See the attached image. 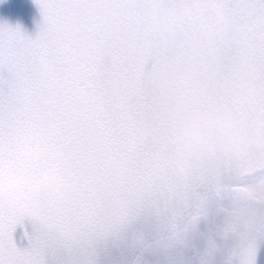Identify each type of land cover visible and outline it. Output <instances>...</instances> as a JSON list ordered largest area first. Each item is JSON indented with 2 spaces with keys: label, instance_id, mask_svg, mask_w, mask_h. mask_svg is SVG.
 <instances>
[{
  "label": "snow or ice",
  "instance_id": "snow-or-ice-1",
  "mask_svg": "<svg viewBox=\"0 0 264 264\" xmlns=\"http://www.w3.org/2000/svg\"><path fill=\"white\" fill-rule=\"evenodd\" d=\"M34 2L0 22V264H264V0ZM45 170L58 199L2 187Z\"/></svg>",
  "mask_w": 264,
  "mask_h": 264
},
{
  "label": "clouds",
  "instance_id": "clouds-1",
  "mask_svg": "<svg viewBox=\"0 0 264 264\" xmlns=\"http://www.w3.org/2000/svg\"><path fill=\"white\" fill-rule=\"evenodd\" d=\"M204 126H208L211 117L206 113H198L196 117ZM220 125L222 136H231L236 140H241L240 131L232 125L231 122L217 118ZM248 143L258 144L254 139H250ZM62 178L54 172L42 171L38 178L28 179L22 175L11 177L2 187L4 190L18 189L27 186L29 190L37 196H46L50 199H58L61 195Z\"/></svg>",
  "mask_w": 264,
  "mask_h": 264
},
{
  "label": "water",
  "instance_id": "water-1",
  "mask_svg": "<svg viewBox=\"0 0 264 264\" xmlns=\"http://www.w3.org/2000/svg\"><path fill=\"white\" fill-rule=\"evenodd\" d=\"M5 21L13 26L18 25L25 34L34 36L42 24V15L34 0H0V22Z\"/></svg>",
  "mask_w": 264,
  "mask_h": 264
},
{
  "label": "flooded vegetation",
  "instance_id": "flooded-vegetation-1",
  "mask_svg": "<svg viewBox=\"0 0 264 264\" xmlns=\"http://www.w3.org/2000/svg\"><path fill=\"white\" fill-rule=\"evenodd\" d=\"M228 261H229V259H228ZM229 264H235V258L232 261H230Z\"/></svg>",
  "mask_w": 264,
  "mask_h": 264
}]
</instances>
